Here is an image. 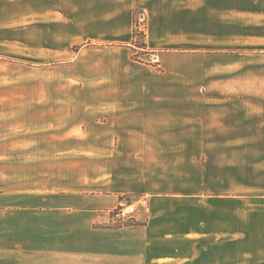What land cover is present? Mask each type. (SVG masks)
I'll return each mask as SVG.
<instances>
[{"label":"crops","instance_id":"crops-1","mask_svg":"<svg viewBox=\"0 0 264 264\" xmlns=\"http://www.w3.org/2000/svg\"><path fill=\"white\" fill-rule=\"evenodd\" d=\"M47 1L1 8L25 17L0 44V264H83L99 239L127 251L105 264L264 254L224 248L264 224L261 0H135L121 40L70 43L64 60L35 44ZM137 6L154 66L130 56ZM129 197H149L147 224L108 226Z\"/></svg>","mask_w":264,"mask_h":264},{"label":"rangeland","instance_id":"rangeland-1","mask_svg":"<svg viewBox=\"0 0 264 264\" xmlns=\"http://www.w3.org/2000/svg\"><path fill=\"white\" fill-rule=\"evenodd\" d=\"M20 0H0V44L3 37L10 42V34L15 25L19 24L25 15L20 14H3L2 7H9L17 4ZM135 0H48L43 7L38 10V14L33 15L35 44L41 37L49 41V52L55 59H63L59 52L68 50L70 43H76L81 47H87L89 50L100 48L115 40H121L120 36H124L125 30L132 19V14L126 6ZM19 3V2H18ZM264 5V0H261ZM25 3H23V6ZM36 7V6H35ZM38 7V6H37ZM133 42L131 59L135 62L153 65L150 62L151 57L147 53L146 39L149 28L148 15L142 6H137L133 10ZM31 16H29L30 19ZM24 29V25L22 27ZM24 31V30H23ZM62 40H65L63 44ZM62 52V53H63ZM66 55V54H65ZM152 59L157 60V56L152 54ZM155 55V56H154ZM54 60V59H53ZM155 72H163V69L154 70ZM149 200V197H143ZM142 198H126L123 204L135 203ZM121 205V204H120ZM228 206H230L228 204ZM227 215L225 216L232 225V228L239 227L241 224L232 219L233 207H225ZM149 211L142 221L128 226H116L111 222L108 226L114 228L129 227L137 224H147L149 221ZM264 224L258 221V233L253 239H240L235 242L226 241L224 248L227 252L233 250L248 251L258 247H264V233L260 229ZM260 228V229H259ZM86 247V248H85ZM130 255L136 253V247H131ZM239 248V249H238ZM212 249V244H211ZM94 251V253H92ZM83 264H105L104 258H116L127 254V251H121L117 255L106 251L105 243L102 239L95 242L83 241ZM105 253H108L105 254ZM216 255H211L214 258ZM227 264L229 258H236V264H264V254H227Z\"/></svg>","mask_w":264,"mask_h":264},{"label":"built area","instance_id":"built-area-1","mask_svg":"<svg viewBox=\"0 0 264 264\" xmlns=\"http://www.w3.org/2000/svg\"><path fill=\"white\" fill-rule=\"evenodd\" d=\"M149 210V200L142 198L135 203L121 204L111 211L110 222L116 226H128L140 222V216Z\"/></svg>","mask_w":264,"mask_h":264}]
</instances>
